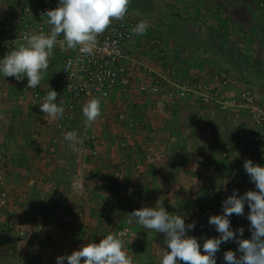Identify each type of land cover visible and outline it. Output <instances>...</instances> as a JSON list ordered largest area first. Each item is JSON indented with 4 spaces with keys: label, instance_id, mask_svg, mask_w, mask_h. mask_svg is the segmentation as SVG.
I'll list each match as a JSON object with an SVG mask.
<instances>
[{
    "label": "rangeland",
    "instance_id": "1",
    "mask_svg": "<svg viewBox=\"0 0 264 264\" xmlns=\"http://www.w3.org/2000/svg\"><path fill=\"white\" fill-rule=\"evenodd\" d=\"M212 1L214 8L210 9L211 13L205 24L216 26L218 29L215 33L219 37L217 44L219 48L225 51L229 48L232 51H237L241 47L244 37L253 36L249 38L251 40V42L249 40V44H252L255 49L247 47L244 51V57L247 59L241 60V62L247 61L249 64L246 76H243L245 78L243 80L244 89L257 91V85L264 86V0H239L236 2L229 0L230 3L233 2L229 7L226 6L227 2L225 1L227 0ZM206 3L207 1L204 0L203 4L206 5ZM238 5L241 7H237ZM241 11L245 12L246 19H248L250 26L246 31L249 35H240L236 34L237 31H233L237 23L236 14ZM258 11L260 12L258 13ZM124 17L126 16L120 15V18ZM128 17L134 19L130 16L126 18ZM204 18H206L205 15ZM135 20L138 21V19ZM238 53L240 52L238 51ZM240 65L238 64V66ZM164 71L168 75V73H175L176 70L168 68ZM158 74H154L155 82L143 81L141 83L140 89L144 93L141 95L143 102L147 100L152 104L151 96L155 93L150 92L151 85L161 87L164 91L169 89L158 78ZM226 77L229 78L231 84L236 83L233 78L227 75ZM202 79L203 81L192 79L188 83L193 81V83L198 82L197 85H201L204 81L209 80L208 78ZM248 79L255 84L246 81ZM191 99L179 98L174 102L163 104L174 119L178 118L174 111L179 110L178 106H181L176 104L180 101H191ZM192 102L198 109L196 115L191 114L192 118L198 120V117L201 116L198 123L202 124L203 115L208 116L207 109L199 106L200 104L195 103V100ZM122 103V105L119 104L120 107L115 106V108L121 111L122 108H126L124 113L122 111L124 118H120L121 113L117 111L115 117L117 120L114 122L119 121L118 124H120L122 121L128 128H131L129 123L136 124L133 127H137L138 133L132 139L134 144L128 142L131 140L126 133L127 137H120V140H113L114 142L109 141L105 145L101 144L100 131L96 130L89 136L85 134V129L89 128V124L85 121L87 114L84 117H82V112L63 114L62 116L57 109L52 115L42 116L41 121L36 113L26 116L25 129L27 128V130H22L25 133L20 136L25 140V146L12 144L9 148L7 146L3 150L0 148L1 167L6 165L5 167L13 170V165H19L22 167V172L26 171L23 172L22 178L17 175L12 176V171L0 172V264H38L42 260L50 264H86L87 262L90 264H135L137 254L140 257H137V260H144L147 256L150 257L152 254L154 256L157 252L161 253L162 247L168 253L170 251L171 256L175 253V261L179 260L180 264H245L240 259L246 243L248 226L254 222L233 226L236 211L239 212L243 209L238 203L244 200L245 196L231 201L229 197L225 199L221 196L224 184L234 180L233 173L236 170L233 161L226 160L221 156L222 151L225 150L226 142L215 149L204 145L202 152L205 153L203 161L207 165L206 172L189 169V166L187 167L189 157L185 156L184 159L176 160L178 166L173 167L170 180L167 178L164 180V173L161 171L162 166L164 163L166 164L171 155L170 149L175 152L176 149L180 151L185 148L178 146L179 142H176L177 145L166 149L168 155L162 156L164 144L167 142L173 144L176 137L182 135L179 130L181 127L179 121L177 123L173 120L170 122L169 132H165V138L160 140L162 142L155 149L159 153L158 149L161 148L162 154L158 155L153 150L148 151V147H146L147 141L152 139L151 135L156 132L154 122L150 121L152 118L148 116V120L151 122L148 124V131L141 127L143 122L140 120L142 119L141 113L139 115L128 113L127 103H131L130 100L124 98ZM108 105L99 107V113L104 112L102 115L98 114V110L95 109L94 113L88 112L94 115L91 125L95 120L96 129L100 126L101 120L105 125L106 121L110 122L112 113L109 112L111 110L106 109L109 107ZM154 106L156 107V104ZM154 109L156 110V108ZM163 115L166 118V114ZM228 115L233 118H242L235 113ZM51 117L53 120L50 119L49 122L52 127L53 124L57 125L61 122L62 128L55 127L57 130L51 129L50 134L61 131L59 133L64 135H62L63 139L72 133L75 134L77 146L72 149V152L75 155L76 153L80 154V157H87V167L93 168V164L99 162V165H102L101 170L95 165V171L93 168V172H90L91 177L87 172L83 173L82 170L76 172L73 165L75 166L74 163L78 161L76 158L73 159L74 154L70 155L69 159L72 158L74 162H71L70 166L68 159L66 164L63 162L64 159L66 160L67 154L65 156V153L62 152L64 156L59 155L57 144L51 143V140L53 141L54 138L58 140L59 137L50 135L49 143L48 137L43 136L42 126L50 129V123H45L44 119ZM159 118L161 121L164 119ZM160 119L154 120L156 124L160 123ZM217 120V118L214 119V121ZM191 121L193 122V120ZM114 122L111 121L110 125L113 126ZM33 124L36 126L33 127ZM68 124H73L71 130L65 127ZM121 134L120 131L119 135ZM205 135L213 136L209 133H205ZM91 137H95V143H89ZM113 139L116 138L113 137ZM59 142L63 141L59 139ZM3 151L10 152V156L4 154ZM128 155H132V157ZM103 156L109 160H104ZM89 158L91 163H89ZM166 158L167 160H165ZM65 165L66 173L64 172ZM104 166L105 168H103ZM59 169L63 171V176L54 175ZM226 169L227 174H225ZM130 171L137 172L136 174L132 173L136 175L135 178L132 177L133 182L129 181V176H133L130 175ZM145 171L153 174L154 179L145 174ZM176 172L181 175H176ZM196 173L199 177H195ZM9 176L11 177L8 178ZM258 180V184L252 191L254 193L252 202H255L259 207L257 219L260 214L264 215L260 205L262 197L264 198V176H259ZM30 181L33 183L31 184ZM179 182H182V186H179ZM154 187H157L159 193L152 191ZM245 187L247 188L244 192L245 195L250 196L251 193L248 190L250 191L252 187L249 185H245ZM7 189L13 192L11 199L13 207H15L10 212L7 205L6 208L1 206L2 193L6 195V204H8ZM165 189L166 191H164ZM198 212H201V215H198ZM123 230L128 234L126 237L116 236L119 231ZM151 231L157 237L150 242L151 244L143 245L144 241L146 243V240L151 236ZM231 232L234 234L232 235ZM140 235L143 236L141 241L138 240ZM159 236L168 239L169 248L159 242ZM238 240L239 242H237ZM142 249L145 251L143 250L141 255ZM33 260L37 263H33ZM27 261L30 263H25Z\"/></svg>",
    "mask_w": 264,
    "mask_h": 264
},
{
    "label": "crops",
    "instance_id": "2",
    "mask_svg": "<svg viewBox=\"0 0 264 264\" xmlns=\"http://www.w3.org/2000/svg\"><path fill=\"white\" fill-rule=\"evenodd\" d=\"M203 1L204 0L201 2L199 0H0V28L6 18L9 16L14 17L23 6L30 3L40 5L52 2L55 4L54 11L48 18V25L53 33V36L61 39L64 36V27L66 23L72 20L78 21L86 32L102 35L107 31L115 19L120 18L121 14L126 17L130 16L131 18L138 19L139 23L142 25V29L133 42L127 46V58L124 61L125 70L122 74V81L119 86L113 91L109 99L94 103L90 109H87L85 104L86 102H78L71 111L72 113L68 114L82 112V117L87 114V116H85V121L89 124V128L85 129V134L89 136L95 133L96 130L100 131L99 133L102 140L101 144L105 145L109 141L120 140V137H127L126 134H128V138L131 140L128 142L134 144L132 139H134L135 135L138 133L136 131L137 127H133L136 124L129 123V127L131 128H128V126H126V124L122 121L120 124H118L119 121H116L117 123L114 122L117 120V118H115L117 111L121 113L120 118H124L122 111L123 113L126 111V108H122L121 111L120 109H116L115 106L120 107L119 104H123L122 101L124 98H128L131 102L127 103V107H129L128 113L130 112L137 115L141 113L140 115L142 119L140 120L143 121L141 127L149 131L148 124L151 123L150 121L154 122L156 132L151 135L152 139L147 141L146 147H148V151L151 152V150H153L156 153L158 152L155 149H157L159 143L162 142L160 140L165 138V132H169L170 122L172 120L176 121V123L179 121V126H181L179 130H181L182 135L176 137L173 144L172 142H167L163 146L164 153L162 156L168 155V153H166V149H170L173 145H177L176 142H179L178 146L185 147L183 148L185 149L184 151L183 149L180 151H177L176 149L174 152V150L170 149L171 155L169 156L166 164L164 163L162 166L161 172L164 173V180L166 178L170 180L173 167L178 166L177 161L181 158L184 159L185 156L189 157V165H187V167L189 166V169L193 168L195 171L201 170L202 172H206L205 167L207 168V165L203 161L205 153L202 152L204 145L209 146L212 149L218 148L219 146H222V144L225 143L233 133L237 132L241 128L247 127L248 125V122L244 121L243 118H233L228 114L219 116L217 121H214V118L203 115V123L199 124L194 117L192 118L191 115H196V113H198V109L194 106L196 104L192 101L178 102L176 105L181 106H178L179 110L174 111L178 118L175 117L173 119V117L168 113L169 111L167 110V107L163 104L166 102L165 96H163L162 93L153 94L150 91L153 94L151 96V102L153 105L147 100L146 102L142 101L143 97L141 95L144 93H142L140 89L142 85L141 83L143 81L155 82L156 77L154 74L158 73V78H160L163 82L165 79L172 78L184 82L192 79H209L213 75V72H223L236 81V83H230L226 91L229 95L235 96L239 91L244 89L243 86L245 85L243 84V80L245 78L243 76H246L249 64L247 61L241 62V60L247 59V57H244V51L247 47L255 49L252 44H249V38L253 36L244 37L245 39L242 41L240 47L241 49L239 48L237 51H232L231 48L226 49V51L219 48L217 46L219 37H217L215 33L218 29H216V26H207L205 24L208 19L207 17H209L211 13L210 9L212 7L214 8V3L212 0H206L207 3L205 5L203 4ZM236 1L239 0H235L233 2ZM225 2H227V7L233 3H230L229 0ZM247 6L249 7V5ZM237 7H241V5H238ZM259 12L260 11H258V13ZM204 15L206 18L203 19ZM236 17L237 23L235 22L236 25L233 31H237L236 34L249 35L246 30L250 25L248 19H246L247 17L245 16V12L241 11L237 13ZM212 30L214 31L212 32ZM238 51L240 53H238ZM42 54L44 57V63L38 69L29 71L21 64V58L17 55V53L14 54L13 59L8 62L2 61L0 53V63L3 64L0 69L1 150H3L5 146L9 148L12 144L25 146V140L20 136L25 133V130H27V128L25 129L27 115L31 116L36 113V116L41 121L42 116H45L46 114L52 115V113H55V110H59L61 105H64V102L68 100L67 97L56 88L57 81L62 74L64 60L71 54L68 43H59L49 49H46L42 52ZM238 64L241 65L238 66ZM168 68H173L174 71L176 70L175 73H168L167 75L164 70ZM236 69H239V71ZM161 71L164 72L162 73ZM124 80L128 83L124 84ZM246 81L254 83L253 81H249V79ZM257 87V91L254 92L259 102L264 105V86L257 85ZM37 92L40 93H38L39 98L35 99L34 94ZM154 104H156V107ZM105 105L109 106L106 109L111 110L109 111L112 113L110 122H114L113 126L110 125L109 121H106V125L105 123L102 124L101 120L99 123L100 126L96 129L95 120H93L91 125V120L94 118V115H91V113L98 110V114L102 115L104 112L99 113V107ZM154 108H156V110ZM158 111H160V113H158ZM163 114H166V118ZM185 114L187 115L183 118ZM148 116L152 118L150 121L148 120ZM159 117L164 119L161 121ZM50 119L53 120L52 117L45 118L44 122L49 124ZM55 119L57 120L56 117ZM156 119H160L159 124H156ZM191 120H193V122ZM49 125L50 129L46 128V126H42L44 133L43 136H47L48 140L50 135L53 134H50L51 129L54 128V130H57L55 127L59 129L58 124H53V127L51 123ZM72 125L73 124H68L65 125V127L68 130H71ZM35 126L36 125L33 124V127ZM120 131L123 135H119ZM59 132L61 131H56V134L53 135L59 137V139L63 142H59V139L57 140V138H54L53 141L51 140V143L57 144L59 155L61 154L63 157L64 155L62 152L65 153V156L67 154L66 160L64 159V161H62L66 164L68 159V165L70 166L73 161L72 158H69L70 155L74 154L72 149H75L77 146L75 143L76 136L72 133L69 137L67 136L63 139V134ZM27 133L28 132L26 131V134ZM205 133H209L213 136L209 137V135H205ZM113 137L116 139H113ZM127 144L128 143H126V145ZM158 151H160L158 155L160 153L162 154L161 148H159ZM189 152L190 154L188 155ZM3 153L8 156L11 154L10 152L5 151H3ZM115 154L118 153L115 152ZM128 156L132 157V155ZM74 158L78 161L77 163L73 162L75 164V166L73 165V169H75L76 172L82 170L83 173L87 172L89 177H91L90 172H93L95 165H97L99 170H101L102 165H99V162H95L93 164L94 167L92 166L93 168H91L87 167V157H80V154L76 153L73 159ZM103 159L105 160L108 158L103 156ZM165 160H167V158ZM91 162L92 161L89 158V163ZM5 166H0V172L5 173V171H12V176L17 175L21 176V178L23 176V172H26H22V167L19 165H13V170ZM64 168V172L66 173V165ZM103 168H105V166ZM132 173L136 174L137 172L130 171V175H133H128L129 181L131 182H133L132 180H134L133 178L136 176ZM145 174L150 175L152 179H154L153 174L149 173V171H145ZM225 174H227V169ZM54 175L63 176L64 174L63 171L59 169ZM176 175L179 176L181 173L176 172ZM10 177L11 176L8 178ZM195 177H199V175L196 173ZM30 183L32 184L33 182L30 181ZM181 183L182 182L178 183L179 186H182ZM152 191L159 193L157 187H154ZM164 191H166V189ZM12 193L13 192L8 191L7 189V195L9 197L7 209L9 212L10 210L13 211L15 209L11 199ZM263 199L264 198L262 197L260 202L262 213L264 212ZM259 216L260 217L254 221V223L248 226L249 230L246 232V243L244 244L243 255L240 259V261L243 260V263L245 264H264V215L260 214ZM142 228L143 227L141 226V229ZM152 232L153 231H151L149 239L146 240V243L144 241L143 245L146 244L147 246L148 244H151L150 242L154 241L157 237L156 234ZM142 238L143 236L140 235L138 240L141 241ZM158 238L160 240L158 241L162 245H167L169 248L170 242L166 239V237L159 236ZM138 250L139 249H137V252H139ZM143 250L144 249L141 250V255L145 251ZM160 251L161 253L157 252L154 256H152V254V257L147 256L144 260H137V257H140L136 253L135 264H180L179 260L175 261V253L171 256L172 253L170 254V251L168 253L166 249H163V247ZM41 262L38 264H41ZM25 263L30 262L27 261ZM33 263H37V261L33 260ZM42 264L50 263L43 261Z\"/></svg>",
    "mask_w": 264,
    "mask_h": 264
},
{
    "label": "built area",
    "instance_id": "3",
    "mask_svg": "<svg viewBox=\"0 0 264 264\" xmlns=\"http://www.w3.org/2000/svg\"><path fill=\"white\" fill-rule=\"evenodd\" d=\"M54 8L52 2L40 5L30 3L14 17L6 18L0 28V53L4 62L11 61L17 53L23 67L30 71L44 63L42 52L46 49L68 43L71 54L64 60L62 74L56 84L58 91L68 99L59 109L63 116L72 113L78 102H86L87 109H90L94 103L110 98L122 81L127 46L140 34L142 27L135 19L119 18L105 33L98 35L86 32L78 21L72 20L66 23L61 39L53 36L48 25ZM2 66L0 63V69ZM123 83L128 82L124 80ZM164 83H167L168 90L152 85L150 91L162 93L167 103L179 98H192L191 101L195 100V103L207 109L211 118L235 113L248 122L247 127L230 136L222 151V158L233 161L236 170L234 180L226 184L221 196L225 199L229 197L230 201L238 198L247 190L245 185L252 187L253 191L259 176H264V105L259 102L255 92L245 88L235 96L229 95L226 88L230 80L221 72L213 73L201 85L175 79H165ZM34 98L38 99L39 94L35 93ZM200 119L201 116L198 117ZM58 127L61 128V122ZM95 140V137H91L93 143ZM249 198L251 200L252 196ZM6 203V195L2 193L1 206L6 207ZM246 203V210L235 216L237 226L251 222L258 216V206L253 202ZM127 235L125 230L117 233L119 238Z\"/></svg>",
    "mask_w": 264,
    "mask_h": 264
},
{
    "label": "clouds",
    "instance_id": "4",
    "mask_svg": "<svg viewBox=\"0 0 264 264\" xmlns=\"http://www.w3.org/2000/svg\"><path fill=\"white\" fill-rule=\"evenodd\" d=\"M90 143H93V141H89ZM226 186V183L224 184V187ZM248 192H250L251 193V195L250 196H252V199H253V192L250 190H248ZM242 196H245L243 199L244 200H242L241 202H239L238 203V205L240 204L241 205V207L243 208L241 211H239V212H242V211H245L246 210V208H247V206H248V204L246 203L247 201H249L250 203L252 202V199L250 200V196H246L245 195V193H244V195H242ZM235 199H237V198H235ZM235 199H233V200H235ZM248 199V200H247ZM254 204H256L255 202H253ZM257 205V204H256ZM258 206V205H257ZM4 208H6V207H4ZM239 210H240V208H239ZM238 211H236V215H237V213H239ZM258 212H259V207H258ZM259 214V213H258ZM235 215V216H236ZM258 217V216H257ZM257 220V218L255 219V220H253V221H251V222H248V223H252V222H254V221H256ZM237 224L234 222V224H233V226H236Z\"/></svg>",
    "mask_w": 264,
    "mask_h": 264
},
{
    "label": "trees",
    "instance_id": "5",
    "mask_svg": "<svg viewBox=\"0 0 264 264\" xmlns=\"http://www.w3.org/2000/svg\"><path fill=\"white\" fill-rule=\"evenodd\" d=\"M4 23V22H3ZM0 34H1V31H0ZM184 82H186V81H184ZM165 84H167V83H165ZM37 93H39V92H37ZM40 94V93H39ZM197 122H198V120H197ZM116 236H117V234H116ZM49 238H51V235H49ZM124 239V238H123ZM86 264H90L89 262H87Z\"/></svg>",
    "mask_w": 264,
    "mask_h": 264
}]
</instances>
